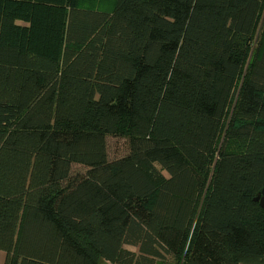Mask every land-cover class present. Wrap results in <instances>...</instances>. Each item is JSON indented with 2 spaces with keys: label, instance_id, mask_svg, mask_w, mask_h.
Returning <instances> with one entry per match:
<instances>
[{
  "label": "trees",
  "instance_id": "1",
  "mask_svg": "<svg viewBox=\"0 0 264 264\" xmlns=\"http://www.w3.org/2000/svg\"><path fill=\"white\" fill-rule=\"evenodd\" d=\"M263 186L264 0H0L3 264H264Z\"/></svg>",
  "mask_w": 264,
  "mask_h": 264
},
{
  "label": "rangeland",
  "instance_id": "2",
  "mask_svg": "<svg viewBox=\"0 0 264 264\" xmlns=\"http://www.w3.org/2000/svg\"><path fill=\"white\" fill-rule=\"evenodd\" d=\"M107 154L109 159L117 158L125 153V141L120 138H107L106 139ZM74 172H82L83 169L78 166H73ZM5 254L0 251V264L4 263ZM105 264V263H102Z\"/></svg>",
  "mask_w": 264,
  "mask_h": 264
},
{
  "label": "water",
  "instance_id": "3",
  "mask_svg": "<svg viewBox=\"0 0 264 264\" xmlns=\"http://www.w3.org/2000/svg\"><path fill=\"white\" fill-rule=\"evenodd\" d=\"M254 202L258 203L260 208L264 212V186L262 190L260 191V193L254 198Z\"/></svg>",
  "mask_w": 264,
  "mask_h": 264
}]
</instances>
